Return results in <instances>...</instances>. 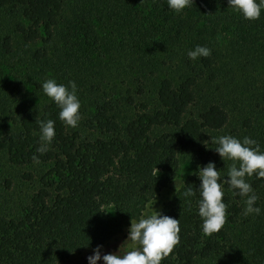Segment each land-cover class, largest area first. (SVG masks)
Masks as SVG:
<instances>
[{
	"label": "trees",
	"instance_id": "obj_1",
	"mask_svg": "<svg viewBox=\"0 0 264 264\" xmlns=\"http://www.w3.org/2000/svg\"><path fill=\"white\" fill-rule=\"evenodd\" d=\"M0 7L20 14L22 22L14 26V32L24 45L40 42L32 52L36 62L47 60L48 46L58 41L56 60L78 67L72 61L80 56L90 72L92 60L100 64L109 55L122 54L150 76L165 59H177L186 71L178 81L168 76L158 79L153 90L138 75L135 89L124 92L125 102L137 110L124 125L111 114V101L97 103L84 125L100 131L104 138L88 139L69 131L52 100L39 110L19 113L17 128L1 139L4 154L13 165L42 163L47 170L19 215L0 216V264H65L97 245L107 248L118 241L129 231L131 220L145 213L177 178L178 152H194L196 168L206 165L209 132L228 122L227 112L216 102L186 117L197 102L198 82L202 78L214 81L217 57L231 51L209 42L216 32L230 27L239 30L240 38L233 43L239 51L256 35L257 40L251 41L254 54L256 59L264 58V50L257 45L258 40L264 45V11L259 19L246 20L232 10L228 0H194L179 13L168 7L167 0H0ZM254 29L262 32L261 37ZM196 45L209 47L211 55L189 59L187 52ZM0 48L11 55L12 38L4 36ZM156 53L163 56L161 64L151 60ZM150 92V101H136V95ZM13 93L21 95V88L15 87ZM47 119L55 121L56 134L50 150L41 155L36 151L38 121ZM156 129L165 131L155 134ZM22 177L34 179L30 172ZM248 179L262 213L245 216V198L234 195L225 184L227 222L218 233L207 235L198 215L199 192L184 196L186 186L198 189L201 181L193 173L186 175L158 210L180 222L179 243L162 264H264V178L253 175ZM5 183L10 184L9 180ZM104 206H111L115 214H106Z\"/></svg>",
	"mask_w": 264,
	"mask_h": 264
},
{
	"label": "rangeland",
	"instance_id": "obj_2",
	"mask_svg": "<svg viewBox=\"0 0 264 264\" xmlns=\"http://www.w3.org/2000/svg\"><path fill=\"white\" fill-rule=\"evenodd\" d=\"M22 22L19 13H11L10 10L0 7V42L4 36L12 38L11 55H5L0 48V216L16 217L22 207L28 202L30 196L39 187V177L47 170V165L35 163L26 166L13 165L8 162L4 154L2 137L9 131L17 128L16 118L23 109L39 110L40 107L50 100L42 90V83L48 78H55L58 83L67 84L68 81H75L78 86V96L81 101L80 111L82 118L77 127L68 126L71 132H77L84 138H104L105 135L98 130L88 129L84 120L90 117L95 106L99 102L111 101L114 110L111 114L115 120L124 125L133 118L136 109L125 102V90L135 89V79L142 76L148 90H153L154 84L162 77H170L178 81L186 71L180 66L177 59H165V64L154 70V75L141 72L139 65L128 58V55L110 56L104 63L98 64L96 60L89 62L94 69L87 71L83 58L74 57V63L78 67L70 65L67 60H56L60 47L58 41L48 46L49 55L47 60L36 62L32 59V52L40 47V42L24 45L18 34L14 32V26ZM254 32L261 37L262 32L254 29ZM215 34V33H214ZM240 31L230 27L216 32V35L209 41L212 44H223L230 47L231 51L221 53L217 57V64L214 68L216 79L209 82L202 78L196 87L197 102L190 107L186 117L196 116L197 110L204 105L216 102L221 105L228 114L227 124L220 130L209 132L207 147L210 153L209 161H214L216 168L221 170V175H227L228 167L232 161H223L214 151L215 144L211 138L220 135L230 134L243 138L249 136L258 141L261 149L264 150V58L256 59L254 46L256 35L251 36L246 46L239 51L233 43L240 38ZM264 50L261 40L257 44ZM216 48V47H215ZM217 48H221L217 46ZM100 54L102 52L99 50ZM161 53V52H159ZM60 54H64L63 51ZM163 56L157 53L151 56V60L158 63ZM67 59V58H64ZM103 66L100 69L99 66ZM88 66V67H89ZM107 66V68H106ZM136 66V67H134ZM15 87L21 88V95L13 93ZM152 92L145 96H135L136 101L145 99L150 101ZM164 132V129H156L155 134ZM194 152L179 151V169L177 178L161 192L159 196L149 205L145 212L158 211L163 202L181 186L184 177L197 171L192 160ZM25 172L34 175L31 181L22 177ZM10 184L7 186L6 181ZM106 214L113 216L114 209L111 206L103 207ZM129 231L119 237L118 241L107 248H102V254H110L119 251L123 254L129 250L126 241ZM92 251L76 255L65 264H88L87 257ZM98 264H103L99 261Z\"/></svg>",
	"mask_w": 264,
	"mask_h": 264
},
{
	"label": "clouds",
	"instance_id": "obj_3",
	"mask_svg": "<svg viewBox=\"0 0 264 264\" xmlns=\"http://www.w3.org/2000/svg\"><path fill=\"white\" fill-rule=\"evenodd\" d=\"M194 3V0H167L168 7L176 13ZM232 10L240 13L246 20H257L264 11V0H228ZM212 50L207 46L196 45L188 50L189 59L209 57ZM44 94L60 109L58 116L67 126L77 127L81 120V101L78 96V86L75 81L67 84L58 83L55 78H48L42 83ZM40 146L36 151L41 155L50 150L55 137V121L40 120ZM215 144L214 151L223 161L230 160L226 177L222 178L221 170L216 168L214 161L204 166H197L196 175L201 181L199 188L186 186L184 196L194 197L199 192L197 201L198 215L202 220V231L211 235L218 233L228 219V204L224 202L225 184L233 190L234 195L245 198L243 214L260 215L261 207L257 206L259 199L254 191L250 177L264 178V150L257 140L244 136L242 139L230 134L211 138ZM38 161L37 156H33ZM179 219L162 214L156 210L141 214L137 220H131L126 241L128 249L123 254L120 249L110 254H102L103 245H97L86 259L88 264H162L179 243Z\"/></svg>",
	"mask_w": 264,
	"mask_h": 264
}]
</instances>
